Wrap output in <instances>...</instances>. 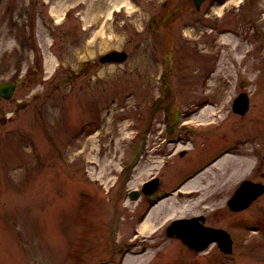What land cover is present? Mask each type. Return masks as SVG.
Returning a JSON list of instances; mask_svg holds the SVG:
<instances>
[{
	"label": "rangeland",
	"instance_id": "obj_1",
	"mask_svg": "<svg viewBox=\"0 0 264 264\" xmlns=\"http://www.w3.org/2000/svg\"><path fill=\"white\" fill-rule=\"evenodd\" d=\"M161 2L1 1L0 82L25 79L0 100V264H264V194L239 212L227 205L242 180L264 184V0L250 15L229 4L201 18L238 20L234 33L171 15ZM110 50L127 58L100 62ZM240 92L244 114L232 109ZM207 102L216 111L200 114ZM165 120L179 130L172 156L158 140ZM227 149L241 163L233 175L224 159L203 169L141 229L144 200L132 190L160 168L163 186H177ZM198 215L228 235L227 249L192 252L166 236L175 219Z\"/></svg>",
	"mask_w": 264,
	"mask_h": 264
},
{
	"label": "water",
	"instance_id": "obj_2",
	"mask_svg": "<svg viewBox=\"0 0 264 264\" xmlns=\"http://www.w3.org/2000/svg\"><path fill=\"white\" fill-rule=\"evenodd\" d=\"M1 2V0H0ZM199 2V0H197ZM127 58V53L120 50H110L105 52L99 57L100 62H123ZM23 76L16 81H3L0 82V96L9 99L16 84H20ZM26 101H18L17 106L22 108ZM249 106L248 96L245 92L239 93L232 101V109L234 112L243 114L247 111ZM1 123L5 121V117L0 118ZM264 159V155H263ZM157 184L156 179H151L145 182L143 188L147 186L155 187ZM147 191V190H146ZM264 192V184L253 182L251 180H243L238 187L234 190L233 194L227 201L229 209L238 211L246 208L254 199ZM136 196V191L131 193V197ZM168 235L176 233L181 237L189 246L196 249L204 248L210 241H217L223 249L229 246L228 235L221 230L211 227L203 226L199 223L197 217L176 219L167 228Z\"/></svg>",
	"mask_w": 264,
	"mask_h": 264
},
{
	"label": "flooded vegetation",
	"instance_id": "obj_3",
	"mask_svg": "<svg viewBox=\"0 0 264 264\" xmlns=\"http://www.w3.org/2000/svg\"><path fill=\"white\" fill-rule=\"evenodd\" d=\"M168 1L170 2L171 15H174V14L177 15V16L185 15V16H188V17L189 16H194L193 21H195V22L196 21L197 22L201 21L202 17L207 18L208 16H210V12H212V9L215 8V7L225 8L226 6L231 4V7H228V11L231 14L235 13V12L237 14L239 12H244V13H247L248 15L251 14V12H252V10L254 8L253 7V0H236L235 3L234 2L230 3L232 0H199V2H197V0H162L160 5L162 7H166ZM225 13L226 12H223V14L220 15L221 16L220 17L221 23L226 21V20L223 21V19L225 18ZM245 21H246L247 28L249 30H252L254 32L259 31V33H260V30L258 29V26L255 25V23L252 20V18L248 17ZM238 22L239 21L237 20L235 22H231V23H227V24H221L220 26H218L219 25L218 23L217 24L210 23V20H208V19H206L204 21L203 20L201 21L203 26L211 27L212 29H216V30L220 29V31H222L224 33H228V32L229 33L230 32L234 33V32H236L237 24H239ZM189 24H192V19L191 18H187V21H184L182 26H187ZM80 73H83V72H80ZM22 76H23V80H22V82H23L24 79H25V76L21 75V77ZM16 80H14V81H16ZM8 81H13V80H8ZM1 82H3V81H1ZM17 85H20V84H16L15 88H16ZM1 99H5V98L0 96V100ZM1 117H5V116H1ZM154 117H155V112H153L150 115V118L145 122V125L143 126V130L140 131V137H141V140L143 141V143H142V152L140 153V159H142L143 156L148 153L149 144H150V138L149 137H150V134L152 133V126H153V124H157V120H154ZM165 121L166 122L164 124V131L162 132V130H161L159 132L158 140L163 139V144H162L163 147H167V145L170 144L171 147H169L168 149L163 151V153H164L165 156L166 155L167 156H172V155L176 154V152H177L176 148L174 146V145H176V141L173 139L172 135L177 131L178 127L175 124V122H172V121L168 122L167 120H165ZM158 123L160 124L159 121H158ZM169 163H170L169 160L163 159V164L162 165L163 166H167ZM161 171H162V169L160 168L158 170V172H157L156 177H155V178H157L158 189H161V188L164 187L163 186V180L161 178ZM165 188H166V186H165ZM138 195H139V198L141 200L142 199L146 200V198H147V196L143 193V191H141V188H140V192H139Z\"/></svg>",
	"mask_w": 264,
	"mask_h": 264
},
{
	"label": "bare ground",
	"instance_id": "obj_4",
	"mask_svg": "<svg viewBox=\"0 0 264 264\" xmlns=\"http://www.w3.org/2000/svg\"><path fill=\"white\" fill-rule=\"evenodd\" d=\"M217 107L218 106H216V105H214L213 103L211 104V103H206V104H204L201 108H200V114H203V113H205V112H214V111H216V109H217ZM235 152L234 151H232V149L231 150H228L226 153H224L222 156H220L217 160H215L214 162H212L210 165H208L206 168H205V170L204 171H208L209 169H211L212 167H214V165L217 163V162H219V161H221L222 159H224L223 161H226V163H228V165L226 166L227 168H228V172H230L232 175L234 174V170L235 169H237L239 166H241L240 164V159L237 157V156H232L233 154H234ZM239 159V160H238ZM204 171H202V172H204ZM200 173V172H199ZM199 173L197 174V175H195L191 180H189L188 182H190V181H193L195 178H197V176H199ZM186 184V183H185ZM184 184V185H185ZM184 185H182L180 188H178L177 190H176V192H175V194H180L181 192H183V189H184ZM184 186V187H183ZM188 194H192V193H194V191H188L187 192ZM260 196H262V195H260ZM259 196V197H260ZM259 197H257V198H259ZM256 198V199H257ZM166 198H163V199H161V200H159L156 204H154L151 208L152 209H150V211L148 212V214H147V216L144 218V220L142 221V223H141V229L142 230H146V229H148V228H151V226H152V224H150L149 223V220H148V218H149V216H150V213H151V211L153 210V208H155L160 202H162V201H164ZM255 199V200H256ZM254 200V201H255ZM253 201V202H254ZM252 202V203H253ZM251 203V204H252ZM250 204V205H251ZM249 205V206H250Z\"/></svg>",
	"mask_w": 264,
	"mask_h": 264
}]
</instances>
